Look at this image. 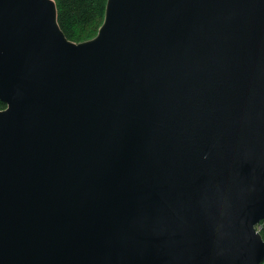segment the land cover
Returning <instances> with one entry per match:
<instances>
[{"label": "water", "instance_id": "95a60500", "mask_svg": "<svg viewBox=\"0 0 264 264\" xmlns=\"http://www.w3.org/2000/svg\"><path fill=\"white\" fill-rule=\"evenodd\" d=\"M0 264H262L264 0H0Z\"/></svg>", "mask_w": 264, "mask_h": 264}, {"label": "trees", "instance_id": "16d2710c", "mask_svg": "<svg viewBox=\"0 0 264 264\" xmlns=\"http://www.w3.org/2000/svg\"><path fill=\"white\" fill-rule=\"evenodd\" d=\"M58 22L66 37L76 43L95 37L105 18L107 0H55ZM6 105L0 101V110ZM264 240V229L261 231Z\"/></svg>", "mask_w": 264, "mask_h": 264}, {"label": "built area", "instance_id": "2783aa9c", "mask_svg": "<svg viewBox=\"0 0 264 264\" xmlns=\"http://www.w3.org/2000/svg\"><path fill=\"white\" fill-rule=\"evenodd\" d=\"M264 229V220L261 221L259 224L256 225V230L258 233H261V231ZM264 264V262L262 263Z\"/></svg>", "mask_w": 264, "mask_h": 264}]
</instances>
